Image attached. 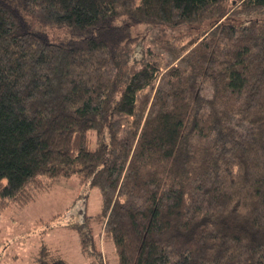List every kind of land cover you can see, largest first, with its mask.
Segmentation results:
<instances>
[{"label":"trees","instance_id":"16d2710c","mask_svg":"<svg viewBox=\"0 0 264 264\" xmlns=\"http://www.w3.org/2000/svg\"><path fill=\"white\" fill-rule=\"evenodd\" d=\"M260 17L264 0H0V210L77 178L102 200L72 225L90 255L96 224L118 264H264ZM214 19L131 57L137 26Z\"/></svg>","mask_w":264,"mask_h":264},{"label":"rangeland","instance_id":"374dc122","mask_svg":"<svg viewBox=\"0 0 264 264\" xmlns=\"http://www.w3.org/2000/svg\"><path fill=\"white\" fill-rule=\"evenodd\" d=\"M255 16H227L220 22L242 24ZM214 24L215 19L207 20L201 26H137L132 34L140 38L139 45L143 44L135 45L130 51L131 57L137 58L144 48L153 47L152 40L156 43L171 42L178 37L185 38L207 30ZM101 207L98 189L86 187L79 179L71 178L55 182L26 206L0 210V264H39L44 249L60 254L69 264H118L113 241L109 238L103 240L99 236L98 225L94 227L95 241L102 251L100 257L82 250L79 232L72 227L73 224L83 223L85 214H99Z\"/></svg>","mask_w":264,"mask_h":264}]
</instances>
